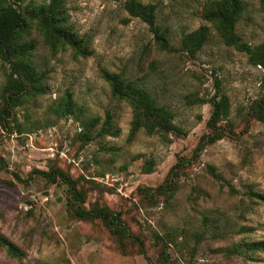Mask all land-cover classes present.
Segmentation results:
<instances>
[{
  "label": "rangeland",
  "instance_id": "rangeland-1",
  "mask_svg": "<svg viewBox=\"0 0 264 264\" xmlns=\"http://www.w3.org/2000/svg\"><path fill=\"white\" fill-rule=\"evenodd\" d=\"M11 1L28 13L48 0ZM63 1L64 25L84 41L85 55L69 46L52 53L31 26V62L45 91L23 98L9 115L1 95L10 66L0 57V238L23 253L11 256L0 244V264H264V252L254 260L227 252L238 240L264 239V120L253 111L264 100V68L225 45L202 18L213 0H140L155 5L171 51L158 49L147 25L129 15L128 0ZM243 2L236 32L259 44L264 0ZM201 25L209 28L208 39L192 56L180 40ZM104 71L145 88L172 112L182 133L132 131L133 108L112 96ZM67 93L73 112L62 115L57 107ZM220 94L229 102L219 122L224 136L198 147L208 132L209 101ZM107 113L116 133L99 135ZM176 163L171 195L157 194ZM53 169L65 171L82 191L80 207L119 211L147 255L128 241L122 247L100 220L73 217L67 186L42 174ZM203 230L197 243L195 232ZM166 232L174 233V242L162 263L153 234Z\"/></svg>",
  "mask_w": 264,
  "mask_h": 264
},
{
  "label": "trees",
  "instance_id": "trees-1",
  "mask_svg": "<svg viewBox=\"0 0 264 264\" xmlns=\"http://www.w3.org/2000/svg\"><path fill=\"white\" fill-rule=\"evenodd\" d=\"M126 9L130 16L139 17L153 34L155 44L158 49L171 51L167 35L156 24V7L151 3H143L140 0H128ZM244 9L243 0H213L204 6L202 18L212 23L225 45L231 46L237 51L247 55L249 62L253 65H260L264 68V40L256 45H249L241 40L236 32V24ZM21 11L18 3L11 0H0V57L9 64V79L5 83L2 92V109L10 114L11 109L23 98L35 96L45 91L42 84L43 74L40 73L31 62L34 43L27 39L33 26L42 36L45 45L52 53L58 51L60 47L69 46L76 53L85 55V43L71 33L65 24L66 9L63 0H48L41 4L34 5L28 13ZM209 28L201 25L197 30L188 33L180 40V46L190 55H194L207 41ZM104 79L110 86L113 97L127 101L133 108L134 119L132 131L144 126L148 132L181 134L180 128L172 124V112L151 96L143 87L124 79L120 74L104 71ZM261 87L264 90V73L261 80ZM212 105L211 114L206 126L208 132L203 134L199 140L198 147L210 144L224 136L219 124L224 120L229 112V102L224 94L212 98L209 101ZM74 103L70 93H67L64 101L57 107L59 114H71ZM254 115L258 120H264V100H260L256 107H253ZM109 113L105 121L100 124L97 134H115L116 130L111 124ZM90 125H97L94 119ZM87 134V133H86ZM180 169L179 163L172 167L170 178L155 188L157 194L171 195L175 183L173 176ZM210 172L216 178L220 175L215 172L213 166H209ZM1 170V168H0ZM149 169H147L148 171ZM48 180L52 182L60 181L67 186L71 194V214L78 219L92 220L98 219L107 228L109 233L118 240L122 247L125 242L136 246L138 253L146 256V249L142 238L133 233L121 217L119 211H113L107 206L93 204L88 209L80 207L84 195L76 187L74 180L61 169H53L50 172H42ZM252 195H254L252 193ZM243 227V231H248ZM204 230L195 232L198 243L204 236ZM174 233L166 232L162 235L153 234L154 244L160 246L159 257L162 263L170 259L167 249L170 242H174ZM213 234H216L214 228ZM3 245L11 256L20 258L22 251L12 242L5 238H0ZM227 252L233 255L242 256L246 259L254 260V255L264 252V239L249 240L241 239L232 243L227 248ZM147 258V257H146ZM148 264H153L148 259Z\"/></svg>",
  "mask_w": 264,
  "mask_h": 264
}]
</instances>
